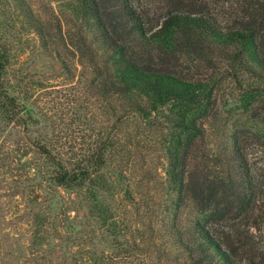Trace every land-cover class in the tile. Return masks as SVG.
Wrapping results in <instances>:
<instances>
[{
  "label": "trees",
  "instance_id": "trees-1",
  "mask_svg": "<svg viewBox=\"0 0 264 264\" xmlns=\"http://www.w3.org/2000/svg\"><path fill=\"white\" fill-rule=\"evenodd\" d=\"M16 1L36 57L111 125L65 154L0 42V247L15 241L19 264H264V0ZM220 68L239 85L234 124H215ZM133 124L162 165L144 206Z\"/></svg>",
  "mask_w": 264,
  "mask_h": 264
},
{
  "label": "rangeland",
  "instance_id": "rangeland-1",
  "mask_svg": "<svg viewBox=\"0 0 264 264\" xmlns=\"http://www.w3.org/2000/svg\"><path fill=\"white\" fill-rule=\"evenodd\" d=\"M34 10L44 7L40 0H25ZM44 11V10H43ZM10 44L13 65L11 74L24 79V85L34 92L29 99V111L40 129L57 140V147L65 154L74 156L87 153L93 146L95 136L103 133L102 127L109 128L111 119L100 110V102L80 84L78 78L67 81L58 69V65L47 58L36 57L35 40L26 21L17 8L16 0H0V42ZM215 84L219 116L215 124L228 121L234 124L237 116L239 85L229 73L220 68L215 72ZM132 125L137 157L134 173L136 206L152 204L161 198V186L156 174L162 172L161 162L153 150L157 134L144 128ZM145 162L141 161V157ZM154 179L149 181L148 178ZM0 180H2L0 176ZM6 190L0 182V194ZM161 201V200H160ZM159 201V202H160ZM0 202H5L1 199ZM139 204V205H138ZM1 207V206H0ZM1 213V210H0ZM0 224V230L6 226ZM18 248L15 241H5L0 247V264H19Z\"/></svg>",
  "mask_w": 264,
  "mask_h": 264
}]
</instances>
